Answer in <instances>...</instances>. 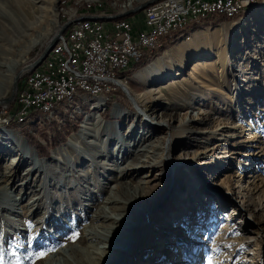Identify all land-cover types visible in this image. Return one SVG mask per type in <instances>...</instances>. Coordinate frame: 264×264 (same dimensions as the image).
Wrapping results in <instances>:
<instances>
[{
	"label": "rangeland",
	"instance_id": "1",
	"mask_svg": "<svg viewBox=\"0 0 264 264\" xmlns=\"http://www.w3.org/2000/svg\"><path fill=\"white\" fill-rule=\"evenodd\" d=\"M61 2L48 0L36 4L35 0H28L24 10L17 14L4 19L0 13V98L10 96L13 91L10 75L14 60L18 61L19 69L36 56L64 21H75L81 19L83 12L88 13L85 3ZM142 2L145 1H139ZM263 7L264 0H252L233 14L237 18L198 30H222L221 47L232 60L226 66L210 63L206 69L191 75L193 63L204 59L201 53L192 55L180 74L165 76L155 84L158 93L153 95L148 93L147 82L137 74L155 63V56L153 63L134 74L136 69L131 76L122 77L119 72L123 85L116 83L109 97L84 94V98L78 96L72 102H61L66 103L67 107H62L71 118L81 114L79 127L68 134L67 142L56 137L58 143L46 147L47 155H38L21 128L36 132L38 140L45 144L47 138L56 135L48 123L59 116L61 103L52 111L37 110L32 113L34 116L29 113L21 120L15 104L17 98L20 102L21 91H17L21 75L17 93L0 104V111L7 110L9 117L0 119V147L10 142L7 133L14 132L40 157L43 165L27 175L34 162L31 157L22 159L19 145L16 151L10 148L0 157V174H14L9 192L19 198L0 196V264H48L50 256L71 245L90 248L91 259L88 260L87 253H75L74 264H96L90 261H96L94 255L106 257V248H101L105 244L93 239L94 243L89 245L85 229L113 193L120 204L114 208L111 204V215L135 220V227L130 230L134 242L130 249L116 250L113 261L107 264H166L160 257L163 250L173 262L172 255L177 254L180 264H211L207 252L212 250L213 264H264V14L255 25L246 23ZM143 12L141 9L126 15L135 28L141 25ZM215 13L226 14L218 10L195 20ZM101 22L112 21L101 19ZM167 51L158 56L163 57ZM4 63L12 65L11 68L1 67ZM176 64L175 69H179ZM44 66L45 62L35 72L41 73ZM120 86L128 90L130 98ZM142 92L146 95L138 101L135 94ZM110 98L109 109H104ZM193 98L198 101L191 102ZM116 107L124 114H116ZM96 114L100 115V121L82 137V125ZM151 117L161 122L155 124ZM186 122L201 132L216 130L226 123H242L252 130L250 136L229 141L211 137L207 141L209 148L214 146V149L208 150V157L212 156L208 160L202 153L205 138L185 132L178 134V128ZM117 127L120 135L116 134ZM42 128L48 130L47 138L41 132L38 134ZM72 138L74 142L70 143ZM138 146H147L141 157L148 166L129 172L127 180L131 185L122 189L119 184L122 177L114 167L117 158L113 155L126 147L124 160H133L132 150ZM54 151L58 155L54 156ZM14 158L19 164L12 163ZM140 181L144 183L143 189L136 192L133 184ZM142 196L146 214L134 212L140 207ZM102 225L120 226L109 221ZM40 252L46 255L37 258Z\"/></svg>",
	"mask_w": 264,
	"mask_h": 264
},
{
	"label": "bare ground",
	"instance_id": "2",
	"mask_svg": "<svg viewBox=\"0 0 264 264\" xmlns=\"http://www.w3.org/2000/svg\"><path fill=\"white\" fill-rule=\"evenodd\" d=\"M47 1L48 0H35V3L38 4V3L47 2ZM139 1H141V0H62L61 3L69 4V3L73 2V4L75 3V4L79 5L82 2V3H85V5H87L89 8H91V7L94 8V7H96V5H99L102 8L108 7L109 9H112V10L114 9V10L123 11V10H128L129 8L133 7L136 3H139ZM161 2H166V0H157V3H161ZM27 4H28V0H0V13L3 14L2 17L4 19H6V18L10 17V15H12V13L17 14V13L21 12L22 10H24V8L26 7ZM247 4H249V2L243 3V5H247ZM142 9H144V11H145V7H143ZM238 10L240 11V8L232 9L230 12V15H233ZM223 12L226 13V11H223ZM97 14H103V13H97ZM262 14H264V7L256 10L253 13V15L250 16L246 20V23L250 26L255 25L254 23L257 22L256 20L258 18H260ZM107 15H110V14H107ZM205 15L206 14H198L197 16H195V18H187V19L181 20L180 23L178 24V26H175V27L168 29L165 32V34H167V33L169 34V32L171 33V31H173V30H178L179 27H181V25H183V24H185L191 20H195L201 16H205ZM12 18H13V16H12ZM79 18H81V19H76L75 21H71L66 26L67 30L79 29L82 26L97 27V25L103 24L101 22V19H106V18H99V17H97V18L79 17ZM117 19H120V16L119 17H113L112 19H107V20H111V21L116 20L114 22L120 21ZM114 22H112V24ZM54 23H56V21ZM220 30L196 32L195 34L189 36V38L186 39L181 45L177 46L175 49H173L171 51H167L163 57L157 58L155 63H153L151 66H148L147 68H145L141 72H139L137 74V77L140 80L147 82L148 87H149L148 93L153 94V95H157L158 88L155 84L157 82L164 80L165 76L169 77V75H172V74L173 75L180 74L181 68H184L185 64L188 63L189 59L191 58V56L193 54L196 55V54L201 53L203 55L204 59H202L201 61H196L195 63H193V65L190 69V72H189V74H191V75H194L195 73L206 69V67L210 63H214L215 65H221L222 64V65L226 66L230 62H232V60L227 56V50L225 48L221 47L222 30L221 31ZM55 35H57V33ZM163 36H162V38H163ZM162 38L156 40L157 44H154V45L150 46L149 48L157 47L159 45L160 41L162 40ZM63 39H64V32L62 34H60L59 37L57 38V40L52 44L53 46L49 49V52L47 55H49L50 52L53 53L55 47L60 46ZM47 55H46V57H47ZM141 55L142 54H139L135 57H131L130 58L131 64L133 62H135V60L137 61ZM212 57L215 59L214 62H210L209 58H212ZM44 59L42 60V62L40 64L45 62ZM176 62H178V65H179L178 68L179 69H177V68L175 69V66L177 65ZM13 63L15 66H13V70H12V73L10 75V78L14 81L13 77L18 70L17 69L18 68V66H17L18 61L14 60ZM131 64H128L126 67H124L123 70H118L117 76L120 74L119 72H123L125 69H127L129 66H131ZM39 65L34 67L31 71H28V72L22 74V77L27 74L23 78V83H31L33 81V79L37 75L40 74V73L35 72L39 68ZM2 66H5L6 68L9 69V68H11L12 65L11 66H9L7 64L5 65V63H4V65L1 64V67ZM150 74H152V76ZM221 74L223 76L225 75L224 69H223V71H221ZM122 81L123 80L121 78H119V84L120 85H123ZM235 85L237 86V84H235ZM23 86H24V88L21 90V92L19 94L20 102L23 99L22 94H25V84H23ZM84 94L90 95L91 97H98V98L103 97L104 94L106 96H108V94H106L105 92L92 91L89 87H82L80 89H75L73 91L68 92L67 97L52 96V101H50L45 106L44 111L43 110H41V111L43 113H45L47 111H52V109H54L56 107L55 105L57 103L59 104L61 102H72L78 96H81L84 98V96H83ZM135 95H136L138 101H140V100L142 101V98H144L146 94L142 92L141 94L136 93ZM0 99H2V97ZM196 101H198V100L194 99V98L191 100V102H196ZM2 103L4 104L5 101H2ZM2 103L0 102V104H2ZM97 105L99 106L101 104L97 103ZM36 107L39 110V105H34V106H31L29 108V110H28L29 112L18 113V115L21 116V120H24L25 116L28 115L31 111H33L34 108H36ZM5 111H7V110L2 109L0 111V117L4 116L2 112H5ZM115 111H116V114H121V115L124 114V112L119 107H116ZM147 115L149 116V114H147ZM5 119H9V118H5ZM192 119H191V121H192ZM150 120H151V122H153L155 124H159L161 122V121L158 122V121L154 120V118H152V117L150 118ZM99 121H100V115L99 114L89 116L86 119V121L84 122V124L82 125V131H81L82 137H84L86 133H89V131L93 129L92 126L96 122H99ZM251 130L252 129L250 127H248L242 123H240V124H227L226 123L224 125V127L218 128L216 130H209L208 132L207 131L201 132V131H197L193 126L191 127L186 122L183 124V126L178 128V134H183L185 132V133H191L194 136L196 135L195 137H197L199 135V136H202L203 139L205 138L206 143L204 144V149H203L202 153L204 155H206L207 156L206 159L209 160L212 158V156H211V158L208 157V154H209L208 150L214 149V146H213V148H209L210 144L208 145V141L211 139V137L216 136L217 138L219 137L220 140L222 139V140L229 141V140H232V138H237L238 136H248V135L250 136ZM7 134L6 135L8 136V139L10 142L5 143V144H3L2 147H0V157H2L4 154H6V151L9 150L10 148L16 151L17 146L19 145V151H20L19 155L22 157V159L27 158V157H31L32 162H34L33 167H30V169L27 170V175H29L30 171L34 170V168H40L41 169L43 162L37 157L36 153L32 152L31 148H28L26 143L19 137V135H17L14 132H8ZM116 134L120 135L118 127L116 129ZM73 142H74V138H72L70 140V143H73ZM6 144H8V146ZM140 146H142V145H140ZM140 146H138L136 149L132 150L134 153L133 160H129V159L124 160L125 159L124 158L125 150H123V149H125L126 147L125 148L122 147L121 150H119L118 154L113 155V158H117V162H115L114 167L118 171L119 175L122 177V180L119 181V184H120L122 189H126V188H128V186L131 185V181L127 180V176H128L129 172L136 171V170H139L141 168H145L148 166V164L146 163V160L142 159V157H141L142 154H144V152L146 151L147 146H144V148L140 147ZM53 155L54 156L58 155V152L54 151ZM119 159H122L123 161H120ZM193 160L196 162V164H198V162L196 161V158H193ZM212 161L214 162L215 160L213 159ZM12 163L13 164L14 163L19 164V161H17V159L14 158V160H12ZM244 163L249 164L248 161H244ZM13 176H14V174H12V173H5V174H3V176H1V174H0V186H2V187H0L1 188L0 189V196H2L3 199L7 198V197L8 198H11V197L14 198V196H15L12 194L13 192H9L10 189L13 188L12 187V184L14 182ZM143 184L144 183H142L141 181L137 184H133L136 192L142 191ZM113 194L107 200L106 204H103L98 208L95 216L93 217L92 224L90 225V227H87L85 229L86 237L89 239L88 240L89 245H92L91 243H94L93 239L94 240L99 239L100 241L102 240L105 244L104 247H101V248L102 249L106 248V251H107V254H105L106 257H104L102 255H98V256L94 255V258H96V261H90V263L94 262V263L98 264V262L103 263L104 261H106V264H107L110 261H113L112 256L114 255L116 250L125 251L126 249H130L133 247L134 237L132 236V232H130V230L132 231V229L135 227L134 226L135 224H133V221L135 222V220L132 219V217L129 220L120 219V218L116 217V215H114L112 217L111 213L113 212V209L111 207V204H112L113 208L116 206V204H120V200L116 199ZM14 199L17 200L19 198L17 197ZM140 199H141L140 200L141 202L139 203L140 207L137 209L135 208L134 212L146 214L145 212L147 210L144 211V209L142 208V207H144L145 197L142 196ZM126 208H128V207H126ZM108 221L114 222V223L115 222L119 223L120 226L118 228L116 226H113L110 228V227H107L106 225H102V223H104V222L106 223ZM197 224L200 225L201 223L198 222ZM127 232H130V233L127 234ZM160 244H162V243H160ZM97 248H99V247H97ZM89 250H90L89 247H85V248L81 249L80 247L75 246V245L68 246L63 251L61 250L58 254L50 256L48 264H74L75 260L77 261V259L75 258V253H80V254L87 253V258L89 260V259H91L90 254L88 252ZM117 252L118 251H116V253ZM212 252H213V250L210 252H207L208 260L211 264L214 263V260H213L214 256H213ZM166 253H167V255H166L167 257L165 256ZM160 255H161L160 257L164 260V262L166 264H180V262H181V260L178 261V256L175 253H173V255H172L175 257L173 259L174 262L172 261V259L169 258L168 252H165L163 250V253H160ZM164 258H166V259H164Z\"/></svg>",
	"mask_w": 264,
	"mask_h": 264
},
{
	"label": "built area",
	"instance_id": "3",
	"mask_svg": "<svg viewBox=\"0 0 264 264\" xmlns=\"http://www.w3.org/2000/svg\"><path fill=\"white\" fill-rule=\"evenodd\" d=\"M252 0H166L145 5L144 29H137L126 16L113 24H100L97 27L82 26L79 29L64 30V39L55 47L53 54L44 59L45 66L31 83L25 84V94L18 102L17 114L29 112V108L39 105V110L52 101V96L67 97L68 92L82 87L92 91L113 93L119 78L118 70L131 64L135 57L157 44L165 32L178 26L181 20L195 18L198 14L242 8L244 2ZM102 8L96 5L90 13ZM126 11V10H124ZM7 117V112H2ZM3 117H0L2 119Z\"/></svg>",
	"mask_w": 264,
	"mask_h": 264
},
{
	"label": "trees",
	"instance_id": "4",
	"mask_svg": "<svg viewBox=\"0 0 264 264\" xmlns=\"http://www.w3.org/2000/svg\"><path fill=\"white\" fill-rule=\"evenodd\" d=\"M258 1L260 2V0H258ZM71 6H73V4H70V7ZM92 9L93 8L91 7V8L86 9V10L88 13H90ZM84 10H85V8H84ZM101 10L104 12L112 13V14L116 12L114 10L109 9L108 7L95 9V11H101ZM83 13H86V12H83ZM103 14H105V13H103ZM206 15H208V14H206ZM239 15H241V14H239ZM237 17H238V15H232L231 16V15H226L224 13H215V14H211V16H208V17L201 19V20H195V21L191 20V21L181 25V27H179L178 30H173V31H171V33L169 32V34L168 33L165 34L162 38V44L160 46L147 48L143 52V54L140 56V58L136 61V63L133 62L131 64V66H129L126 70L121 72L120 75H122V77H125L126 74L131 76V73H133L136 69L137 70L134 72V74L137 71L141 70V68L147 67L149 64L153 63L154 60L157 59V57L162 56L165 51L173 48V46L176 45L177 42L186 39L187 37H189L190 34H192L195 31L205 29V28H201L203 26H208V25L220 23L223 21H227L228 19H231V18L234 19ZM162 52H163V54H162ZM160 54H162V55H160ZM158 55H160V56H158ZM155 56H157V57H155ZM154 57H155V59H154ZM151 60H153V61H151ZM148 62H150V63H148ZM22 89H23V84H20V87L18 89L19 90L18 93ZM15 101H16L15 102L16 108H18V104H19L18 98L15 99ZM111 102H112L111 98L109 100H107V103H106L104 109H109ZM62 106L67 107L66 103H61L60 105H58V110H59L58 115L59 116L58 117L56 116L57 118L56 117L52 118L51 121L48 123V127L53 128L56 135H51L49 138H47L46 133L48 132V130H46L44 128L39 129L38 134L41 132L40 134H42L45 138H47L45 141V144L38 140L36 132L33 133L29 129H25V127L21 128V130L23 131V134L28 138L29 143L33 144L35 146V148L37 149L39 156L47 155L48 150L46 149V147H48V145L52 146V144L56 145V143H58L56 141V137L61 139L62 141H66L68 134L72 130H77L79 127L78 126L79 125L78 118L81 117V114L78 113V114H76L75 118H71L68 114V111L66 112L65 110H63ZM37 110H38L37 107L34 108V111H31L30 114L34 113L35 111L37 112ZM108 115L109 114L107 113L106 115H104V117L105 116L107 117ZM58 118H61L63 123ZM67 141H68V139H67Z\"/></svg>",
	"mask_w": 264,
	"mask_h": 264
},
{
	"label": "water",
	"instance_id": "5",
	"mask_svg": "<svg viewBox=\"0 0 264 264\" xmlns=\"http://www.w3.org/2000/svg\"><path fill=\"white\" fill-rule=\"evenodd\" d=\"M157 0H145V2L139 3L131 8H129L126 11H119V12H115L113 13V15H105V14H83L81 15V17H93V18H106V19H112L113 17H119V16H126L129 15V13L131 12H135V11H140L143 7H145V5L150 4L152 2H155ZM76 19V18H74ZM72 19H67L66 21H64L63 24H61L57 30V35H52L50 38H48V40L44 43L43 48L36 54V56L33 57L32 60H30L28 63L24 64L23 66H21L17 72L15 73L13 79V91L9 94L10 96L7 97H3L0 102L2 103V101L7 102L8 100L12 99L14 97V93L16 92L17 89V83H18V79L19 77L28 71H31L34 67H36L37 65H39L42 60L46 57V55L49 52V49L53 46L52 44L57 40V38L59 37L60 34H62L64 32V30L66 29L65 27L71 22ZM119 84V82H118ZM120 85V84H119ZM121 89L126 92V94L128 95V97L130 98V93L128 92V90L126 88H124L123 86H120ZM132 104H134V102L132 101ZM136 107V106H134Z\"/></svg>",
	"mask_w": 264,
	"mask_h": 264
},
{
	"label": "crops",
	"instance_id": "6",
	"mask_svg": "<svg viewBox=\"0 0 264 264\" xmlns=\"http://www.w3.org/2000/svg\"><path fill=\"white\" fill-rule=\"evenodd\" d=\"M111 10H112V9H111ZM114 11L119 12V11H117V10H114ZM110 15H113V14L110 13ZM127 16H128V15H127ZM127 16H126V17H127ZM143 18H144V12H143ZM143 18H142V23H141V25L138 26V27H136L134 32H136L137 29H144V28H146V26H145L144 23H143ZM114 21H115V20H113L112 22H114ZM112 22H110V23H108V24H112ZM198 32H202V31H198ZM195 33H196V32H195ZM195 33H193V34H195ZM193 34H191V35H193ZM191 35H190V36H191ZM188 38H189V37H188ZM188 38H187V39H188ZM185 40H186V39H185ZM185 40H184V41H185ZM184 41H182L181 43H179V45H181ZM179 45H178V46H179ZM193 55H194V54H193ZM151 76H152V75H151ZM142 81H143V80H142ZM84 97H85V95H84ZM78 98H82V97H78Z\"/></svg>",
	"mask_w": 264,
	"mask_h": 264
},
{
	"label": "snow or ice",
	"instance_id": "7",
	"mask_svg": "<svg viewBox=\"0 0 264 264\" xmlns=\"http://www.w3.org/2000/svg\"><path fill=\"white\" fill-rule=\"evenodd\" d=\"M46 255L45 252H40L37 256V258H43ZM0 260H2V257H0Z\"/></svg>",
	"mask_w": 264,
	"mask_h": 264
}]
</instances>
